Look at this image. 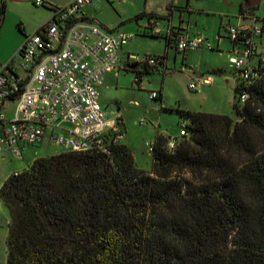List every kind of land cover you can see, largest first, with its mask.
<instances>
[{"label":"trees","instance_id":"trees-1","mask_svg":"<svg viewBox=\"0 0 264 264\" xmlns=\"http://www.w3.org/2000/svg\"><path fill=\"white\" fill-rule=\"evenodd\" d=\"M235 90L237 120L181 110L189 134L170 146L159 133L151 172L118 143L9 176L6 264H264V69Z\"/></svg>","mask_w":264,"mask_h":264},{"label":"built area","instance_id":"built-area-1","mask_svg":"<svg viewBox=\"0 0 264 264\" xmlns=\"http://www.w3.org/2000/svg\"><path fill=\"white\" fill-rule=\"evenodd\" d=\"M101 0H69L58 6L47 0L37 5H49L52 13L34 32L27 34L17 52L0 68V151L8 148L22 155L23 147L43 142L45 138L63 146L66 151H100L111 153L114 144L121 143L124 132L120 116H109L100 101L99 86L107 72L122 66L120 51L134 34L106 30L85 16L84 9ZM127 1V0H119ZM244 23L228 28L229 37L239 48L229 60L238 78L252 84L264 69V22ZM158 19H151L153 34H160ZM170 43L181 53L214 46L201 35H191L185 27L173 25L167 31ZM130 64L145 69H159L165 56L139 57L129 54ZM142 75L135 81L143 87ZM210 78L199 77L190 88L200 91L211 85ZM160 91L150 97L158 99ZM249 93L239 95L245 103ZM14 103V115L8 107ZM142 123L144 122L141 121ZM190 119L182 122L181 135H188ZM23 146V147H22ZM174 146V142L170 143ZM154 145H151V152Z\"/></svg>","mask_w":264,"mask_h":264},{"label":"rangeland","instance_id":"rangeland-1","mask_svg":"<svg viewBox=\"0 0 264 264\" xmlns=\"http://www.w3.org/2000/svg\"><path fill=\"white\" fill-rule=\"evenodd\" d=\"M35 1L0 0V63L9 56L19 37L25 36V32H34L50 17L52 11L48 8L49 5H37ZM67 1L47 0L58 6L65 5ZM247 1L101 0L85 8L92 21L102 28L112 32L133 33L134 38L129 50L141 58L164 54L166 51L164 36L154 37L151 29L145 26L146 19L129 20L132 14L148 6L153 11L167 14L175 5L179 12H184V16L186 9L191 7L194 10L189 23L191 27L206 32L211 41L215 40V48L205 46L190 51L185 60L183 53L170 51L168 66L164 70L162 66L146 72L143 66H139L136 70L122 69L119 77L114 73L104 76L100 90L102 100L106 102L105 109L109 116H122V122L119 120L120 128L124 132L121 143L132 151L137 168L148 172L154 169V154L150 150L159 133L168 136L176 145L180 142L182 122L185 120L181 110L224 114L237 120L234 107L239 101L235 86L240 78L229 60L235 42L229 37L228 28L238 26L239 23H252L253 18L258 19V25L264 22V0L247 9L245 15L250 16L243 19L241 6L246 5ZM178 11L175 15L176 21L179 20ZM162 22L161 20L159 26L161 28ZM219 30L224 38L218 45ZM138 72H143V87L135 81ZM197 73H200V77L210 78L213 84L204 87L200 92L191 89L190 84L196 83L199 78ZM152 90L162 91V99H152ZM8 115H14V103H10ZM63 151H66L63 146L48 138L43 142L23 147L22 155L8 148L0 151V190L9 176L27 169L36 158ZM10 222V211L0 199V264L7 263Z\"/></svg>","mask_w":264,"mask_h":264},{"label":"crops","instance_id":"crops-1","mask_svg":"<svg viewBox=\"0 0 264 264\" xmlns=\"http://www.w3.org/2000/svg\"><path fill=\"white\" fill-rule=\"evenodd\" d=\"M69 1V0H68ZM67 1V2H68ZM146 1H148V0H146ZM49 8V7H48ZM50 9V8H49ZM51 10V9H50ZM187 11H186V15L184 16L183 15V11L181 10L180 12L178 11V8H177V6H175V5H173L172 6V9H171V12L170 13H167V14H163V13H159V12H156V11H153V10H151L150 8H149V6L146 8V9H144V10H142V11H139V12H135L134 14H132V16H131V18H129V20H136L135 19V17L136 16H138V15H142L143 13H145L146 15H149V14H153V15H158L159 16V18H158V23H157V27H158V29L160 30V35L161 36H164V39H165V44H166V46H165V48H166V51H165V53L164 54H160V55H156V56H165V64H164V67L162 68L163 70L164 69H167V66H168V59H169V56H170V51H172V50H176V52L178 51L177 49H176V47L174 46V43H170L167 39H166V35H167V31H168V29L170 28V26L171 25H173V26H175V27H185V28H187L188 29V31L190 32V34L191 35H198V34H201V36H203V37H205L206 39H207V41L208 42H210L213 46H214V48H215V44H214V41H211L209 38H208V34L206 33V32H203V31H201L200 32V30H196V29H194L193 27H191V25L189 24L190 23V19L193 17V12H194V10H192V8L191 7H188L187 9H186ZM160 11H161V9H160ZM176 11H178L179 12V17H178V19L179 20H175V15H176ZM187 12H189V14L187 13ZM84 13H85V16L88 18V19H91L90 17H89V13H88V10L86 11L85 9H84ZM188 14V15H187ZM186 16H188L187 18H186ZM250 15H245V16H242L243 17V19L244 18H248ZM140 19H146V24H145V26L147 27V26H149L150 25V20H149V17L148 16H141L140 17ZM163 21L161 24L163 25V28H161V27H159L160 26V21ZM122 22H126V20H122ZM240 24H244V23H239V25ZM149 29H151V28H149ZM151 32H152V29H151ZM222 33V31L221 30H219V33H218V37H219V39H218V37H217V40H218V45H219V43L221 42V40L224 38V36L221 34ZM26 32H25V36H21V37H19V39L16 41V43H15V45L13 46V48L11 49V52L9 53V56H7V58L4 60V61H2L1 63H0V68H1V65L3 64V63H5V62H7L12 56H14V54L17 52V50L19 49V47L22 45V43H23V41L25 40V37H26ZM133 38H134V36H133ZM133 40V39H132ZM131 40V41H132ZM223 42V41H222ZM263 42H264V37H263ZM131 43V42H130ZM130 43L129 44H127V45H125L122 49H121V51H120V54H121V59H122V66L120 67V69L119 70H113V71H110V72H107L106 74H108V73H114V75L115 76H117V77H119V73H120V71L122 70V69H126V68H124V65H127V64H129L128 62V60H129V54H131L132 52L129 50V45H130ZM234 47H233V51H232V53H231V55L234 53V51H236L238 48H239V46L238 45H233ZM128 47V48H127ZM196 50H198V49H196ZM190 51H194V50H189V51H187L186 53H183L184 54V59L183 60H185V58L187 57V56H189V52ZM179 52V51H178ZM181 53V52H180ZM230 55V56H231ZM131 65V67H129V70L130 69H132V70H134V69H138L139 68V66L138 65H136V64H130ZM135 65V66H134ZM128 70V69H127ZM141 74H142V76H141V78H142V81H143V72H140ZM105 74V75H106ZM140 74V75H141ZM197 76L198 77H200V73H197ZM143 83H144V81H143ZM213 84V83H212ZM211 84V85H212ZM102 85H103V83L99 86V90L101 89V87H102ZM144 85V84H143ZM211 85H202V87H201V89H200V91L204 88V87H206V86H211ZM236 87V86H235ZM158 91H160V90H158ZM200 91H198V92H200ZM100 93H101V90H100ZM160 93H161V99H162V91H160ZM100 101H101V103H102V105H103V107L104 108H106V102L104 103V101L102 100V93H101V95H100ZM120 121L122 122V116L120 117Z\"/></svg>","mask_w":264,"mask_h":264},{"label":"water","instance_id":"water-1","mask_svg":"<svg viewBox=\"0 0 264 264\" xmlns=\"http://www.w3.org/2000/svg\"><path fill=\"white\" fill-rule=\"evenodd\" d=\"M260 1L261 0H256V1L248 0L247 3H246V7L251 8L253 6H256V5H258L260 3Z\"/></svg>","mask_w":264,"mask_h":264},{"label":"flooded vegetation","instance_id":"flooded-vegetation-1","mask_svg":"<svg viewBox=\"0 0 264 264\" xmlns=\"http://www.w3.org/2000/svg\"><path fill=\"white\" fill-rule=\"evenodd\" d=\"M253 1H256V0H253ZM254 7V6H253Z\"/></svg>","mask_w":264,"mask_h":264}]
</instances>
